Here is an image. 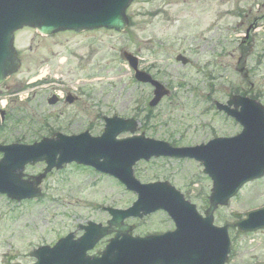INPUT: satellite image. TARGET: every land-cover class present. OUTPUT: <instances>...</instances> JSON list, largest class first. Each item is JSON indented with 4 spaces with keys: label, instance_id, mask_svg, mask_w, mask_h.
Returning <instances> with one entry per match:
<instances>
[{
    "label": "rangeland",
    "instance_id": "obj_1",
    "mask_svg": "<svg viewBox=\"0 0 264 264\" xmlns=\"http://www.w3.org/2000/svg\"><path fill=\"white\" fill-rule=\"evenodd\" d=\"M263 4L264 0H134L127 11L131 25L125 32L96 31L82 36L60 32L46 39L24 29L17 33L15 42L22 67L8 84L30 82L48 72L73 85L87 86L92 102L82 99L63 109L66 119L60 121L77 116L74 131H82L86 117H90L95 119L93 130L95 127L94 134H98L102 130L99 116L118 115L137 118V134L175 146L235 136L241 127L217 111L213 102L225 103L235 90L246 94L260 91L264 105V64L255 70L249 54L263 52L264 33L252 48L248 45L251 40L243 43L248 24L256 17L264 23L258 10ZM123 52L140 57L142 67L170 89V96L156 108L148 105L153 90L134 80ZM178 54L191 59L192 64L176 62ZM46 106L44 109L42 90L29 105L22 106L24 116L51 119L60 114V107ZM59 124H54V129ZM7 125L0 141L25 137L26 142H32L44 136V127H32L29 120L18 126L9 120ZM128 136L125 133L121 138ZM44 166L34 165L26 173L36 177ZM134 175L142 183L168 181L183 193L189 191V200L201 212L207 209L204 200L210 195L212 182L195 163L153 159L136 164ZM119 185L72 164L46 177L41 185L45 197L18 204L0 196V264H32L30 253L34 249L53 246L70 233L81 235L80 227L89 221L105 226L110 217L93 204L125 208L134 199ZM263 204L264 177L248 184L228 206L217 207L215 225L229 224ZM137 224L135 234L139 235L173 228L164 214ZM230 233L240 254L230 264H254L264 259V233L243 237H237L233 229Z\"/></svg>",
    "mask_w": 264,
    "mask_h": 264
},
{
    "label": "water",
    "instance_id": "obj_2",
    "mask_svg": "<svg viewBox=\"0 0 264 264\" xmlns=\"http://www.w3.org/2000/svg\"><path fill=\"white\" fill-rule=\"evenodd\" d=\"M131 1L132 0H0V84H2L10 74L19 69V63L16 61V55L12 47L13 33L16 30L24 26H31L37 28L44 34H51L60 29L82 30L100 27L123 31L127 26L125 10L130 5ZM89 8H91V11H87ZM127 58L128 60L131 59L129 56H127ZM138 78L144 82L148 81V78L143 74H140ZM156 86V98L152 101L151 106H155L161 97L166 94L162 87ZM233 104L236 107H245L248 104L251 105L247 107L243 113L241 112L242 114L236 115V118L242 122L246 128L250 131L253 129L254 119L258 121L261 129L264 128V114L260 107L254 106L256 104L242 99H236ZM219 108L229 112L228 108ZM118 123L122 124V128H118L117 132L111 135L110 128L108 127L103 139L91 140L88 142V144H90L88 149L92 148L96 150L97 148L100 149L105 146L118 147L119 145L114 141L115 136L122 131L133 130L131 123L120 121H118ZM249 136L250 134L247 133L243 137L233 140V142L225 143V141L221 140L223 143L216 142L214 146L206 151L180 149L172 150L171 153L162 150L163 147L168 148L164 144H153L154 142L152 141H145L142 139L143 142L155 148L153 153H151L148 148H143L145 152H148L147 154H144L139 147L129 145V143L134 140L132 139L123 144V147L132 151L130 154H124V156L119 159H115V156L110 157L105 151L101 152L97 150L96 153H86V150L80 151L77 145L73 144L72 141H65L66 144L63 148L61 142L58 144L46 142L37 147L2 148L0 151L4 152L6 156L5 159L0 162V185H3L5 179L9 181V184L5 182L3 185L4 189L0 187V192L6 193L10 197L18 200L39 196L37 192L27 191L29 192L27 193L25 191L26 188L31 187L28 183H23L21 177L25 165L42 160H47L49 162L47 172L54 166L60 168L63 163L77 161L85 165L96 167L99 171L112 175H116L117 172L115 169L121 168V165L126 162V173L118 177L127 185L132 183L139 186L134 181L131 172V167L138 160L143 158L149 159L151 156L160 155L194 157L204 162L206 167L205 173L208 174L214 182V189L210 197L211 207L205 222H202V219L197 216L194 206L187 204L190 209L185 212L181 207L173 208V206H170L168 204V199H158L154 201L155 205L146 212V214L159 210L160 208L168 211L173 215L172 217H174L179 229L178 232L173 235L162 238L131 240L126 235V229L118 228L115 230L117 232L116 239L111 242L102 258L90 259L87 258L84 253L88 249H91L93 244L105 235L104 230L98 228L97 235H95L94 231H96V228L91 226L85 229L87 234L79 242L75 243L72 241V237H68L66 240L60 241L53 250H41L37 252L36 256L40 259L39 264H206L204 260L206 257V247L204 246V238L201 232L202 226H205L211 231L212 237L222 239L225 235L224 230L217 231L211 225L214 210L218 205H225L228 199L238 190L240 184L257 175L256 172H247L244 175L245 180L239 184L238 180L234 179V175L227 177L229 175V170H233V172L240 171V174L242 173V168L246 164L248 150L257 140V137L251 136L248 146L243 150V147H245L244 142ZM263 136L264 133H261V135L258 134V138L261 140ZM109 140L113 141V146L108 142ZM262 142H264V139ZM223 144L225 148L224 160L222 159ZM78 154L80 155L78 156ZM57 155L60 156L56 162L54 160ZM262 155H264V152H262ZM210 156L211 158H209ZM111 159H113V161H111ZM223 164L225 178L222 179ZM240 174L237 173L235 177L238 179ZM2 177H5V179ZM10 185L16 188L15 191H13ZM5 186L10 187V189ZM229 188L231 189L229 190ZM21 189H24V191ZM171 193H174L175 201L180 198L173 189H170L169 194ZM140 204L141 201L136 205L138 209L132 213L133 216L138 215V213H135L140 210ZM176 206H179V204L176 203ZM122 214L124 215L117 217L113 223L118 227H120L122 220L128 216L126 213ZM121 236L123 240L119 241L118 239ZM88 242L90 245H86ZM224 258L225 253L222 254L217 263L213 264H222Z\"/></svg>",
    "mask_w": 264,
    "mask_h": 264
},
{
    "label": "flooded vegetation",
    "instance_id": "obj_3",
    "mask_svg": "<svg viewBox=\"0 0 264 264\" xmlns=\"http://www.w3.org/2000/svg\"><path fill=\"white\" fill-rule=\"evenodd\" d=\"M51 68L52 67H50V69ZM50 84L45 85V83H44V86H47V88L50 89V93H51L49 95V97L47 98V100L53 95L57 96L58 101H57V104L55 105V107H60V109H61V111L59 112L61 114V117H59V118H65V113H64L63 109H67L68 106L73 107L74 104L81 102L82 98L79 95H75L74 93L66 90L64 88V86L62 88V85H59V84L53 85V83H50ZM69 85H71V83ZM61 90H65V91H61ZM88 91H89V89H88ZM46 94L47 93L44 92V103L46 100V98H45ZM81 96H84V95H81ZM71 100L73 101V103H70ZM85 122L90 123L91 122L90 118L86 117ZM70 126H71V124H70ZM48 135H49V133L46 130H44V137H46ZM258 233H264V231H260ZM255 234H257V233H255ZM261 261L264 263V259H262Z\"/></svg>",
    "mask_w": 264,
    "mask_h": 264
},
{
    "label": "bare ground",
    "instance_id": "obj_4",
    "mask_svg": "<svg viewBox=\"0 0 264 264\" xmlns=\"http://www.w3.org/2000/svg\"><path fill=\"white\" fill-rule=\"evenodd\" d=\"M43 35V34H42Z\"/></svg>",
    "mask_w": 264,
    "mask_h": 264
}]
</instances>
